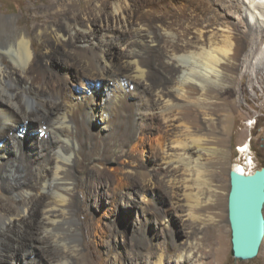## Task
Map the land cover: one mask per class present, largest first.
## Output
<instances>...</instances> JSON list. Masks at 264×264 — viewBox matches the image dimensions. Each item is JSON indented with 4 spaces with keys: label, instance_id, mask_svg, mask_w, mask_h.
<instances>
[{
    "label": "bare ground",
    "instance_id": "bare-ground-1",
    "mask_svg": "<svg viewBox=\"0 0 264 264\" xmlns=\"http://www.w3.org/2000/svg\"><path fill=\"white\" fill-rule=\"evenodd\" d=\"M26 3L30 26L0 18V264H221L228 172L246 174L225 170L224 88L239 79L246 99L244 81L264 76V0ZM130 176L142 214L160 211V243L143 219L127 238L125 211L95 231Z\"/></svg>",
    "mask_w": 264,
    "mask_h": 264
},
{
    "label": "rangeland",
    "instance_id": "rangeland-1",
    "mask_svg": "<svg viewBox=\"0 0 264 264\" xmlns=\"http://www.w3.org/2000/svg\"><path fill=\"white\" fill-rule=\"evenodd\" d=\"M26 2L27 0H0V18L4 20L8 19V17L14 18V19L17 17L20 20L23 18V20L21 21V25L30 26L32 24V21L30 19V13L28 11H25V7L27 5ZM78 4L75 5V8H77L78 6L85 7L86 5V3L83 1ZM261 38H262V41H264V33ZM34 47L36 50H38V45L36 43L34 44ZM261 54L262 52H259V53L257 52L254 54V56L255 58H259ZM53 61L55 62V63L53 62V65H52L53 68L54 67L61 68L63 66L64 57L60 50H58L57 53H55L53 57ZM254 61L255 59L253 60V62ZM243 70L244 69H242V71ZM254 77L255 76L252 74L250 81H244L246 99L243 98L240 92L241 85L239 84V81H238L239 79H237L232 85L227 86V84H225L224 89L227 91L226 92L224 90V93L226 94L225 97L230 96L231 99L236 101V104L231 106V108H229L222 117L223 119L222 125L225 128V135L226 137H229L228 139L230 142L229 143L230 153L227 156L226 165H225L226 171L228 170L230 166L236 163L239 165V167H243L246 173H251L256 169L264 167V76L260 79V81L255 79ZM155 79L159 81L160 77L157 76L153 78L154 82H156ZM32 123L33 122H31V124ZM153 139L155 140V138ZM141 142H142V138L138 139L136 142L137 144H134V147H133L134 150L132 149L133 155L135 159L137 160L136 163L139 165L142 164V160L140 159V154L138 153ZM246 148L248 149V151H245ZM105 167H106L105 164H98L95 166L96 169L98 168L101 170L104 169ZM222 173H223L222 171L217 172V180L221 184L225 183L226 182L225 179H227V174L226 173L222 174ZM135 177L136 176H130L129 178V190H130L129 192L131 193H130V197L126 201L127 204L124 202L123 203L124 205L122 204L119 205L120 207L117 205L114 212L106 204L105 206L103 205V208H102V205H100V208L98 207L97 212L94 213L99 218V222H97L95 226L96 228L98 226V228L95 229V231L98 235L101 233L100 235L103 234V236L105 237L106 236V234L104 233V231H106L105 222L108 220L107 222L114 223V219L116 218V215L120 216L121 214H124L123 211H125L126 214L130 215L129 217H126L127 218L126 220L129 219L128 220L129 222L128 221L127 222H128V226L130 225L131 227V229L129 227L128 232L126 234L127 238L132 240L131 234H133L137 226L140 227L139 223L143 219L145 220V225H142L144 224V222L143 223L141 222L142 227L143 226L146 227V229H148L150 233L151 232L153 234L155 233L157 235L156 236L157 238H155L154 242L160 243L162 242L164 238V234L162 236L163 232L161 228H158V225H157L158 221L156 217L159 215L160 211L158 212L155 208H152L153 211L149 212L147 216H144L142 214L140 210V207L143 205L142 196H141L142 190H141V185L139 183V180ZM0 199L5 200L1 198V194H0ZM125 209L126 210L129 209V210L126 211ZM263 212H264V209H263ZM225 219L226 218L224 217V219L221 220V222H219L218 224L220 226V232H219V239L217 240L216 243H214L216 239L213 240V242L210 240L209 242L205 241L208 235H210V232H208L209 230L207 227L201 230L200 234L197 236V239L199 242H201L203 246V252L205 253L212 252L211 251L213 248L212 244L214 243L216 248H219L220 246L219 250H221L220 252L223 255L222 256L223 260L221 264H264V261H263L264 260V238L262 240L259 253L254 259L247 260V261H237L233 259V257L231 256L229 228H228V224ZM149 225H152V226H149ZM177 225L178 223L174 224V226H177ZM139 234H142L141 231ZM129 239L128 241H130ZM131 245H132V241L128 242L127 248L128 249L131 248L132 247ZM107 258L108 257L106 255H103L101 256L99 260L95 262V264H103V262ZM208 260L210 261V259L207 258V256H205L203 263L209 262Z\"/></svg>",
    "mask_w": 264,
    "mask_h": 264
},
{
    "label": "water",
    "instance_id": "water-1",
    "mask_svg": "<svg viewBox=\"0 0 264 264\" xmlns=\"http://www.w3.org/2000/svg\"><path fill=\"white\" fill-rule=\"evenodd\" d=\"M227 224L231 256L237 261L254 259L264 238V167L243 174L228 172Z\"/></svg>",
    "mask_w": 264,
    "mask_h": 264
},
{
    "label": "built area",
    "instance_id": "built-area-1",
    "mask_svg": "<svg viewBox=\"0 0 264 264\" xmlns=\"http://www.w3.org/2000/svg\"><path fill=\"white\" fill-rule=\"evenodd\" d=\"M245 151H248V149L246 148Z\"/></svg>",
    "mask_w": 264,
    "mask_h": 264
}]
</instances>
